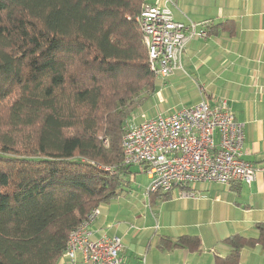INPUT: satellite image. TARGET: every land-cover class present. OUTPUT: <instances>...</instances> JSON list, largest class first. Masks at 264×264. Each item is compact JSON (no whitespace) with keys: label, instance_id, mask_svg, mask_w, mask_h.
Wrapping results in <instances>:
<instances>
[{"label":"trees","instance_id":"1","mask_svg":"<svg viewBox=\"0 0 264 264\" xmlns=\"http://www.w3.org/2000/svg\"><path fill=\"white\" fill-rule=\"evenodd\" d=\"M147 5L0 0V264H58L70 234L130 192L138 167L125 164V129L156 92L138 22ZM258 230L224 240L232 251L218 264L264 248ZM158 247L199 251L201 240Z\"/></svg>","mask_w":264,"mask_h":264},{"label":"crops","instance_id":"2","mask_svg":"<svg viewBox=\"0 0 264 264\" xmlns=\"http://www.w3.org/2000/svg\"><path fill=\"white\" fill-rule=\"evenodd\" d=\"M148 1L161 8L166 4ZM169 1L166 6L177 22L197 24L207 35L188 42L182 68L160 87L155 84L156 96L166 102L163 94L170 91L175 104L169 112L204 98L212 106L226 100L236 120L245 125L243 159L255 166L256 180L250 187L241 182L197 183L167 198L133 194L131 189L100 206L90 231L94 241L121 238L125 264H218L232 251L224 240L234 235L257 239L258 226L264 225V0ZM135 171L138 168H132ZM181 193L194 196L184 198ZM183 236L199 237L200 250L158 247L161 238ZM58 264L84 263L81 256L75 262L63 256ZM239 264H264V248H244Z\"/></svg>","mask_w":264,"mask_h":264},{"label":"built area","instance_id":"3","mask_svg":"<svg viewBox=\"0 0 264 264\" xmlns=\"http://www.w3.org/2000/svg\"><path fill=\"white\" fill-rule=\"evenodd\" d=\"M165 2L163 8L147 5L138 18L151 72L162 80L182 68L181 57L188 42L207 35L197 24L177 22L166 6L170 1ZM245 135V125L236 120L226 100L212 106L204 98L194 106L144 120L138 126L129 123L123 138L125 164L147 174V196L184 190L197 183L231 186L241 182L250 187L257 170L243 159ZM99 215L100 211L94 210L70 234L64 256L73 262L81 256L84 264H125L121 238L92 240L90 226Z\"/></svg>","mask_w":264,"mask_h":264},{"label":"rangeland","instance_id":"4","mask_svg":"<svg viewBox=\"0 0 264 264\" xmlns=\"http://www.w3.org/2000/svg\"><path fill=\"white\" fill-rule=\"evenodd\" d=\"M164 81L166 80H162L161 78H155V84L158 85V87H160ZM169 93L170 91L167 90L163 94L164 98L167 99L165 102V101H161L160 97L156 96L157 94L156 92H154L143 103V105L131 115V117L128 119V122H130V124H133V125L134 124L139 125L147 118H152L160 113L169 112L170 105L175 104L174 102L175 100L170 99ZM176 100L178 101L177 97H176ZM173 112L174 111L172 110L169 113H173ZM131 182H132L131 189L133 191V194L147 195V190L149 189L150 181L146 174H139L138 172L135 171L133 176L131 177ZM152 195H156V194H152Z\"/></svg>","mask_w":264,"mask_h":264}]
</instances>
